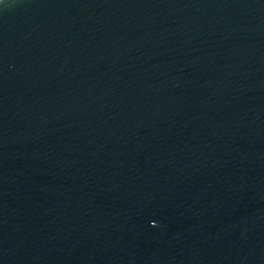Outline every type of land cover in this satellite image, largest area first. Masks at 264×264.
Instances as JSON below:
<instances>
[{
  "label": "water",
  "instance_id": "95a60500",
  "mask_svg": "<svg viewBox=\"0 0 264 264\" xmlns=\"http://www.w3.org/2000/svg\"><path fill=\"white\" fill-rule=\"evenodd\" d=\"M0 264H264V0H0Z\"/></svg>",
  "mask_w": 264,
  "mask_h": 264
}]
</instances>
